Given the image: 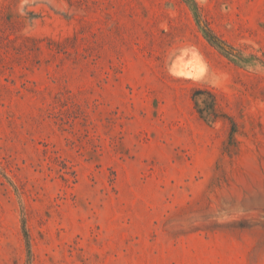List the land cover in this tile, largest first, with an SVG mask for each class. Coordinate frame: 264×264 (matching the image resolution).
I'll return each instance as SVG.
<instances>
[{
    "label": "rangeland",
    "instance_id": "rangeland-1",
    "mask_svg": "<svg viewBox=\"0 0 264 264\" xmlns=\"http://www.w3.org/2000/svg\"><path fill=\"white\" fill-rule=\"evenodd\" d=\"M0 264H264V0H0Z\"/></svg>",
    "mask_w": 264,
    "mask_h": 264
}]
</instances>
